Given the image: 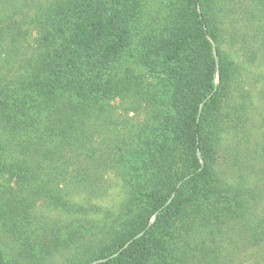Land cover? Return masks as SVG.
<instances>
[{
    "label": "rangeland",
    "instance_id": "1",
    "mask_svg": "<svg viewBox=\"0 0 264 264\" xmlns=\"http://www.w3.org/2000/svg\"><path fill=\"white\" fill-rule=\"evenodd\" d=\"M69 2L57 10L67 34L83 27L90 13L115 24L125 38L119 48L108 50L107 60L99 67L93 50L76 51L52 38L39 45V33L24 18L49 4L53 9L61 7L64 0H0V96L6 95L9 103L0 97V138L9 155L16 157L20 150L37 155V145L47 140H35L42 120L32 118L22 127H13L10 96L20 103L28 93L36 98L40 88L53 84L52 68L69 63L74 77L85 81L86 95L60 87L69 96V104L82 98L94 100L93 108H81L82 121L68 139L74 142L81 135L87 153L64 156L56 172H45L42 186L56 193L38 196L27 215L19 223L14 221L10 234L0 232L5 264L102 261L98 257L107 246L122 243L130 235L129 228L152 210L148 188L153 169L146 166L147 158L157 146L171 143L165 122L175 109L178 71L164 73L162 64L168 45L181 36L178 28L186 23L189 9L180 0H84L89 5L84 3L82 8H71ZM242 3L237 0L233 5L221 49L239 66L234 86L245 98L246 122L237 130L221 132L213 145V160L218 177L238 186L239 200L245 205L249 201L253 215L264 217V14L256 11L257 19L250 21ZM112 42L116 41L109 39ZM87 76L89 80L84 79ZM121 77L130 83L119 94L104 90L106 83ZM63 101L55 102L56 110L64 109ZM41 104L38 111L44 113ZM56 112H49L47 124ZM14 182L12 174H0L1 185L15 188ZM55 195L61 198L56 205L50 203ZM227 196L219 195V205L228 206ZM221 225L226 237L188 238L175 247L165 264H264V233L253 236L250 223L243 220Z\"/></svg>",
    "mask_w": 264,
    "mask_h": 264
},
{
    "label": "trees",
    "instance_id": "2",
    "mask_svg": "<svg viewBox=\"0 0 264 264\" xmlns=\"http://www.w3.org/2000/svg\"><path fill=\"white\" fill-rule=\"evenodd\" d=\"M180 1L189 9L188 19L179 28L176 27L181 36L168 45L170 48L162 64L164 73L178 71L175 109L165 122L171 134V143L157 146L146 162V166L153 169L148 188L152 210L146 219L129 228L126 233L130 235L122 243L112 242L107 246L98 257L102 261L96 264H165L175 247L188 238L201 234V237H226L227 230L221 225L226 222L243 220L250 223L253 236L256 232L264 233V217L253 215L250 202H247L249 198L246 197V205L239 200L242 194L238 186L218 177L213 160V145L218 143L221 132L231 127L237 130L246 122L243 116L246 101L242 91L234 86L239 66L221 49L226 39L224 34L228 33L225 23L231 17L237 0ZM238 1H243V14L247 12L250 21L257 19L256 11L264 14V0ZM69 3V0H64L61 7L54 9L49 4L48 7H41L35 16L24 15V18L39 33L38 44L41 46L52 38L76 51L97 52L93 53L98 62V66L93 64L95 69L107 60L108 50L115 49L125 38L115 24L90 13L83 27L67 34L61 14L57 13ZM84 3L89 5L84 0H71V8H82ZM91 17L92 20H89ZM109 39L116 42L109 44ZM72 67L65 63L59 68H52L53 76L48 79L51 78L53 84L40 88L36 98L28 93L24 102L20 103L17 97L10 94L13 127H22L24 121L42 120L43 125L37 131L35 140L42 137L47 140L37 145V155H24L20 150L16 157H12L7 144L0 138V174L10 173L15 178V188L0 184V232L4 234L11 233L14 221L19 223L22 216L27 215L38 196L56 193L42 186L45 172H56L64 156L87 153L86 140L80 134V140L71 142L68 139L73 127L82 121L84 109L81 108H93L94 100L82 98L69 104V96L59 90L63 87L86 95L85 81L74 77ZM89 77L84 79L89 80ZM128 82V78L121 77L106 83L104 90L112 89L119 94L129 85ZM0 97L8 106L7 96ZM61 99H64L62 103L66 102L65 107L56 110L55 102ZM40 104L45 105L42 110L46 112L38 111ZM98 107L105 108L100 104ZM53 111H57L56 115L47 124V117ZM77 127L79 129L76 126L75 131ZM221 193L228 195V206L217 202ZM53 201L56 205L61 198L55 195L50 203ZM129 238L132 239L130 243ZM126 243V248L120 250ZM1 257L0 264H5Z\"/></svg>",
    "mask_w": 264,
    "mask_h": 264
}]
</instances>
